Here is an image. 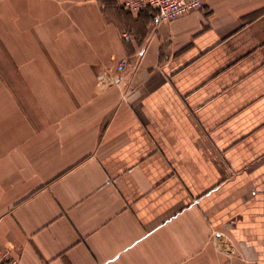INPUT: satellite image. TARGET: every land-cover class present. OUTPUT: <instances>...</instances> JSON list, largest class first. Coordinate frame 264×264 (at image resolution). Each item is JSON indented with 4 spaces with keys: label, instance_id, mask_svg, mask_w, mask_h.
Segmentation results:
<instances>
[{
    "label": "crops",
    "instance_id": "0c3cea01",
    "mask_svg": "<svg viewBox=\"0 0 264 264\" xmlns=\"http://www.w3.org/2000/svg\"><path fill=\"white\" fill-rule=\"evenodd\" d=\"M155 14L0 0V247L19 264H264V0ZM124 59L126 83L98 82Z\"/></svg>",
    "mask_w": 264,
    "mask_h": 264
},
{
    "label": "built area",
    "instance_id": "2783aa9c",
    "mask_svg": "<svg viewBox=\"0 0 264 264\" xmlns=\"http://www.w3.org/2000/svg\"><path fill=\"white\" fill-rule=\"evenodd\" d=\"M121 6L130 12H142L148 9L156 11L154 25L162 21H173L189 12L202 10L207 0H119ZM126 41L131 40L129 33H124ZM130 65L124 59L119 61L116 73L107 71L98 74V82L102 85H121L126 83V71ZM20 260L12 254L10 247H0V264H19Z\"/></svg>",
    "mask_w": 264,
    "mask_h": 264
}]
</instances>
